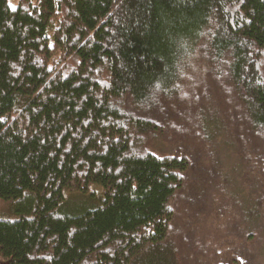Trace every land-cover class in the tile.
<instances>
[{"label": "trees", "instance_id": "obj_1", "mask_svg": "<svg viewBox=\"0 0 264 264\" xmlns=\"http://www.w3.org/2000/svg\"><path fill=\"white\" fill-rule=\"evenodd\" d=\"M0 202L7 264H264V0H0Z\"/></svg>", "mask_w": 264, "mask_h": 264}, {"label": "rangeland", "instance_id": "obj_2", "mask_svg": "<svg viewBox=\"0 0 264 264\" xmlns=\"http://www.w3.org/2000/svg\"><path fill=\"white\" fill-rule=\"evenodd\" d=\"M180 77H179V79H180V83H179V85H181V84H183L184 82H185V77H183L182 75H179ZM90 191L91 192H93V194H94V199H98L99 197H100V194H101V192H100V188H98V187H96V186H93V187H91V189H90ZM184 195H186V189H185V194ZM68 197H70V199H73V200H69V205H68V211H71V212H76L75 210H80V209H82V208H85L86 206H88L89 205V201L88 200H86V199H82V198H80V195L78 194V193H71V194H68ZM75 198H77V199H75ZM181 199V198H180ZM176 207H178L179 209H180V206H178V205H176ZM180 212H181V209H180ZM0 214H2V215H6L7 214V209H6V207H5V204L4 203H2V202H0ZM177 218H179V214H178V212H177V214H175V219H177ZM182 221V220H181ZM185 225V226H184ZM182 226V228H184L185 229V231H186V234H190L192 231H193V229H190L189 227L190 226H188L185 222L184 223H182V224H180V221H177V227H175L176 229V231L177 230H180V227ZM184 226V227H183ZM175 235H177V233L175 232ZM178 239V238H177ZM181 243H183L182 241H180ZM183 247V246H182ZM181 253H182V249H181V251H180V253H179V250H178V255H181ZM183 254V253H182ZM0 264H7L6 262H1L0 261Z\"/></svg>", "mask_w": 264, "mask_h": 264}, {"label": "snow or ice", "instance_id": "obj_3", "mask_svg": "<svg viewBox=\"0 0 264 264\" xmlns=\"http://www.w3.org/2000/svg\"><path fill=\"white\" fill-rule=\"evenodd\" d=\"M9 7H13V5L9 4ZM49 47H51V45H49Z\"/></svg>", "mask_w": 264, "mask_h": 264}]
</instances>
